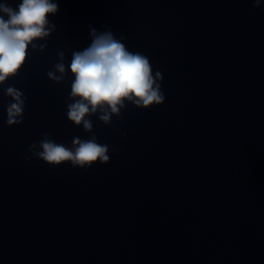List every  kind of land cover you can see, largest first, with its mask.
<instances>
[{
  "label": "clouds",
  "instance_id": "obj_1",
  "mask_svg": "<svg viewBox=\"0 0 264 264\" xmlns=\"http://www.w3.org/2000/svg\"><path fill=\"white\" fill-rule=\"evenodd\" d=\"M253 6L259 8L262 0H252ZM59 10L54 0H22L13 8L0 3V85L9 78L15 77L26 63L28 49L43 52L47 44L36 43L46 40L56 31V25L49 19ZM7 17V19H5ZM106 31L90 30L91 43L81 51H73L70 64H65V52L59 51L58 62L54 70L47 72V77L61 83L67 72L74 77L67 103V119L76 126H82L85 132L92 133L93 123L98 119L106 124L112 123L113 116L119 118L121 109L128 102L136 108L150 109L162 105L165 95L160 71L153 74L152 65L147 56L140 52H131L113 34L109 26ZM11 102L6 106L8 126L24 122V109L27 97L23 91L9 86L5 90ZM109 146L100 144L93 134L89 139L74 137L71 147L58 144L48 133L38 142H33L24 159L36 158L52 167L70 163L73 168L87 169L99 162L106 165L110 162Z\"/></svg>",
  "mask_w": 264,
  "mask_h": 264
}]
</instances>
